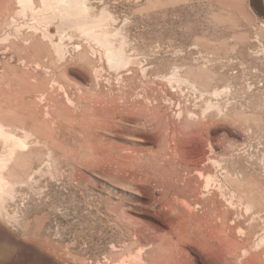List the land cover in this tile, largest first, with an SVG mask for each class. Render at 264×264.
<instances>
[{
    "label": "rangeland",
    "instance_id": "rangeland-1",
    "mask_svg": "<svg viewBox=\"0 0 264 264\" xmlns=\"http://www.w3.org/2000/svg\"><path fill=\"white\" fill-rule=\"evenodd\" d=\"M0 126V264H264L251 0H0Z\"/></svg>",
    "mask_w": 264,
    "mask_h": 264
},
{
    "label": "bare ground",
    "instance_id": "bare-ground-1",
    "mask_svg": "<svg viewBox=\"0 0 264 264\" xmlns=\"http://www.w3.org/2000/svg\"><path fill=\"white\" fill-rule=\"evenodd\" d=\"M25 1V0H24ZM28 1V0H27ZM78 1V0H77ZM62 2V1H61ZM80 3V2H79ZM67 4V3H66ZM73 4H74V2H73ZM77 5V4H76ZM63 7V6H62ZM65 7V6H64ZM67 7L68 6H66V9L65 8H62V12H65L64 14L65 15H67V14H71V16L73 15V14H75V13H79V12H81L79 9L77 10V9H73V8H69V9H67ZM80 7H81V5H80ZM59 8H61V7H59ZM65 9V10H64ZM69 16V15H68ZM67 16V17H68ZM66 17V16H65ZM74 17V16H73ZM71 19H75V18H71ZM71 19L69 20V21H71ZM68 21V22H69ZM73 23V22H72ZM76 24V23H75ZM79 28V27H78ZM77 29V28H76ZM99 37V36H98ZM124 53V52H123ZM123 53H119L118 55H117V58L120 60V61H122V60H124L125 59V57H124V55H123ZM119 61V62H120ZM0 135H4L5 137H7V138H9V139H12V136H10V135H7L6 133H5V131H4V129H3V127H1L0 126ZM15 140V139H14ZM20 141V143H21V140H19ZM13 149V148H12ZM6 159V158H5ZM7 162L8 161H6V160H4V159H1L0 158V190H1V188H2V183H3V181H2V172H3V169H5V167H7Z\"/></svg>",
    "mask_w": 264,
    "mask_h": 264
},
{
    "label": "water",
    "instance_id": "water-1",
    "mask_svg": "<svg viewBox=\"0 0 264 264\" xmlns=\"http://www.w3.org/2000/svg\"><path fill=\"white\" fill-rule=\"evenodd\" d=\"M252 6L257 14L264 18V4L262 0H251Z\"/></svg>",
    "mask_w": 264,
    "mask_h": 264
}]
</instances>
